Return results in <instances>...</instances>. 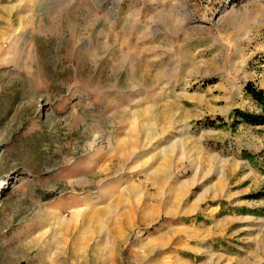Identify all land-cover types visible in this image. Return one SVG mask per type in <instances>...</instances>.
<instances>
[{
  "label": "rangeland",
  "instance_id": "1",
  "mask_svg": "<svg viewBox=\"0 0 264 264\" xmlns=\"http://www.w3.org/2000/svg\"><path fill=\"white\" fill-rule=\"evenodd\" d=\"M264 0H0V264H264Z\"/></svg>",
  "mask_w": 264,
  "mask_h": 264
},
{
  "label": "trees",
  "instance_id": "2",
  "mask_svg": "<svg viewBox=\"0 0 264 264\" xmlns=\"http://www.w3.org/2000/svg\"><path fill=\"white\" fill-rule=\"evenodd\" d=\"M245 91L256 101L261 111L255 113L236 109L234 112V125L242 122L252 125H264V90L248 83Z\"/></svg>",
  "mask_w": 264,
  "mask_h": 264
}]
</instances>
